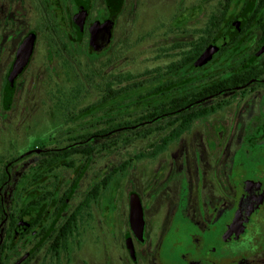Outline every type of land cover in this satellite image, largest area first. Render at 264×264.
Masks as SVG:
<instances>
[{
    "label": "flooded vegetation",
    "instance_id": "1",
    "mask_svg": "<svg viewBox=\"0 0 264 264\" xmlns=\"http://www.w3.org/2000/svg\"><path fill=\"white\" fill-rule=\"evenodd\" d=\"M162 1L163 7L155 8L161 23L146 38L152 34L164 39L172 36L177 41L167 47L172 58L154 68L155 91L142 99H153L142 114L151 110L157 117L134 125L125 121L116 127L115 121H109L99 132L91 131L96 124H90L89 132L71 138L72 132L66 135L65 131H74L80 125L74 122V105L82 92L70 89L53 93L58 106L50 110L46 107L48 92L38 95L25 90L27 87L15 105L19 84L48 82L51 60L59 66L72 67L79 56L86 54L93 58L109 52L111 60L119 53L124 56L129 34L124 28L118 29L119 21L129 10V0H89L86 4L80 0H0V264H35L39 254L42 259L37 264H264V1L245 0L232 18H228L229 9L197 59L200 67L196 73L191 57L199 38L189 40V0ZM162 11L168 12L166 17L161 16ZM82 12L85 20L79 36L74 19ZM143 13L142 21L152 15ZM110 23L103 48L93 49L92 30ZM27 50V63L15 78L7 99L10 73ZM185 62L189 63L187 69L181 67L178 72L181 82L168 85L173 78L169 69ZM114 75L111 71L108 81H113ZM127 89L115 91L117 95L106 102L125 95ZM39 96L45 106L29 107L28 103L39 100ZM184 98L188 102L180 106ZM51 112L62 121L56 124L58 128L55 124L50 128ZM35 118L40 121L36 123ZM145 127H153L156 137L161 136L152 145L156 154L150 156L161 163L154 173L149 198L139 192L129 195L128 234L122 259L113 256L110 241L116 208L114 179H125L133 161H124L98 181H89L86 176L95 167L98 144L108 148L114 135L137 133ZM79 129L84 131L86 127ZM54 130L64 132L65 137L51 139L50 132ZM180 130L184 132L178 135ZM52 141L54 148H50ZM205 141L211 142L213 148ZM179 145L187 146L185 155L167 160L168 150ZM203 145H207L206 149ZM193 158L203 163L202 176L189 170L173 181L164 179L160 183L157 173L164 167L163 162L180 160L184 167L188 162L199 164ZM78 163H82L80 169L75 170L61 191L50 215L49 202L57 179L53 168L60 164L73 169ZM18 192L27 196V202L20 214L8 215L7 211L14 209L11 200ZM134 195L143 210L141 239L130 225ZM106 197L109 200L105 201ZM99 201L106 206L104 228L110 238L107 236L108 243L101 241V252H95L88 263V253L92 252L86 250L87 255L83 256L81 247L86 228L94 225ZM151 220L157 227V236L149 227ZM91 238L95 245L96 236ZM25 239L28 245L21 249L24 252L18 251V244ZM104 245L106 250L102 251Z\"/></svg>",
    "mask_w": 264,
    "mask_h": 264
},
{
    "label": "rangeland",
    "instance_id": "2",
    "mask_svg": "<svg viewBox=\"0 0 264 264\" xmlns=\"http://www.w3.org/2000/svg\"><path fill=\"white\" fill-rule=\"evenodd\" d=\"M151 1H153V3L150 4V6L149 3ZM165 1L172 2L173 0ZM244 1L245 0L235 1V3L231 6L228 18H232L237 15V13L241 10ZM163 2L164 1L162 0H129V10L119 21L118 29L120 30L121 28H124L129 34V41L126 48L127 50L124 52V56L119 53V57L111 60L108 57L109 52H104L100 56L93 58L86 54V56H79L76 65L72 67L59 66L57 65L58 62L51 60V67L49 68L50 78L48 82H31L27 84H25V82H20L15 97V105L18 104V102L22 99V92L25 90H33L38 95H42L43 91H47L48 98L46 99V107H48L50 110H54V106H56L55 102L57 100L52 97L53 93H57L59 91H68L70 89L71 91H74L77 88V82H79L81 79L85 80L88 77L95 76L97 84L94 82L92 87H81V91L79 92L82 93H78L80 96L76 101L77 105H74L77 107L75 110V114L77 115L74 114V122L80 124L79 127L74 129V131L73 129L65 131V134L67 135L68 133L72 132L70 137L75 138L76 134L89 132V130H91L89 129L90 124H96V128H93L91 131L99 132L101 129L106 127V122L109 121H115L113 122V126L115 127L118 123H123L125 121H128L130 125H134V123L136 124L138 122L140 123L139 118L142 115L145 107L149 106L148 101H153V99L146 98V100L143 102L142 99L146 97L148 93L155 90L157 81H154V68L156 67L157 63L169 59L173 55L171 51H168L169 49H167V47L170 46L171 42L174 43L177 41L172 36H167L166 39H164L152 34L150 37L148 36L146 38V35L149 32H152V30L157 28L159 25L160 20L159 16L155 14V8H157V6L158 8H160V6L163 7ZM222 3L223 0H189V40L191 37H197L198 31L203 29L204 21L207 16H211L214 12H216ZM171 9L173 8H169V10ZM142 13L144 15H146V13L152 15L142 21ZM162 14L163 17H166L168 12L165 14V12L162 11L161 16ZM156 46H160L162 48L158 49ZM118 52L120 51L118 50ZM115 54L117 56L118 53ZM111 71L113 74L120 77V79L117 78L115 87L116 92L123 90L124 87L129 88L134 83H143V85H141L138 89H130V91L128 90V93L125 95H119L113 100L105 102V93L102 90L99 91L97 85L107 83L106 78H108V75ZM121 76H126L125 80H123ZM130 76H132V78ZM121 80H123V83ZM26 87L27 89H25ZM28 104L27 105L29 107L33 106V108H41V106H45L43 105L40 96L39 100H33V103ZM106 114L109 116H106ZM62 116L63 115H61V117ZM49 118L50 128H54L52 124H55V128H58L56 124L62 122L60 121V117L58 115H54V112H51ZM38 119L39 118H35L34 121L38 123L40 121V119L39 121ZM42 123H44V120L41 122V124ZM232 123L233 121L229 125L230 128L232 127ZM80 126H84L86 129L82 131V129H79ZM63 136L64 132L59 130L50 132L51 139L53 138L57 140L63 138ZM160 137H156L153 127H145L143 129L137 130V133L126 132L114 135L112 142H109L108 148L99 144L97 145L96 149L98 155L95 161L96 164L92 172L90 171L86 176L87 180L92 181L95 179L98 181L103 174H106L112 169H118L126 160L130 159L133 161V163L128 170L125 179L123 177H117L114 179L113 200L116 202V208L114 210L115 221L113 226V236L110 238V236L105 231L104 220L107 221L105 218L106 206L104 202L101 204V201H99L97 206V216L95 219H93L94 225L92 227H87L85 230V241H83L84 243L82 244L81 248H83V256L87 255L86 250L92 252L90 255L88 253V263L92 260V256L95 252L98 254L101 252L99 250L101 247V241L104 239V241L108 243L107 236H109L111 241L113 256L122 257V259L125 258L124 246L128 234V226L126 224V207L128 205L129 195L134 192H139L145 199H148L151 195L152 192L150 187L153 185V176L157 171L161 160L150 156H154V154H156V149L152 145L157 143ZM140 138L145 140H141ZM205 143L211 149L213 148L211 142L208 143V141H205ZM54 145L55 141H52L50 143V148H54ZM207 145L205 147L203 145L204 149H206ZM21 147L22 146H19L18 150H21ZM28 147L29 144L27 143L24 149L26 150ZM186 149L187 146L185 145L173 146L166 153L168 156L166 159H171L174 155H185ZM2 150H4V148ZM196 151H199L198 148ZM196 151L195 153H197ZM193 160L195 163L199 164H195V166H193L192 163L187 161L188 163L184 167L180 160H175L174 162L172 161L169 164L168 161L163 162L162 165L164 164V167H161L160 172L157 173L158 177L161 178L160 183H162L164 179H166V181H170L172 179L175 180V177L178 178V176L182 175V173H187L189 170L199 172L198 176H202L201 172L204 169L203 163L196 162L195 158H193ZM81 164L78 163V165H75L76 167L73 169H68L63 165L61 166L60 164L53 168L55 170L54 174L57 176V179H55L53 198L49 202L50 206L48 209L50 215L57 207L61 191L66 186L67 182L71 180L72 177H74L75 170L80 169ZM181 167L183 169H181ZM51 176L52 175H50V177ZM53 178L51 181H54ZM168 186L170 188L171 183ZM107 200H109V198L106 197L105 201ZM11 201V205L13 206L14 204V209L8 210V215L11 213L18 215L21 213L22 208L27 202V196L25 194L21 195L20 192H18V194L13 196ZM72 203L73 199L70 201V205ZM22 217L23 219L26 218L25 213L22 214ZM154 225V221L151 220L149 222V227L153 235L157 236V227H154ZM92 235L96 236L95 245L94 239L91 238ZM18 245V251H20L21 249H25L28 244L25 239ZM101 250H106L105 245ZM21 251L24 252V250ZM41 255L39 254L35 264L41 262Z\"/></svg>",
    "mask_w": 264,
    "mask_h": 264
},
{
    "label": "trees",
    "instance_id": "3",
    "mask_svg": "<svg viewBox=\"0 0 264 264\" xmlns=\"http://www.w3.org/2000/svg\"><path fill=\"white\" fill-rule=\"evenodd\" d=\"M235 1L236 0H223V3L220 5V7L217 9V11L214 12L209 17V21L206 24V26L203 29H201L200 31H198V34H197V38H199L198 47H195L194 52H193L192 57H191V60H193V62L195 63V67H194L195 73L197 72V70H196L197 67H200V65L197 63V59L200 57L201 53L205 50L206 46L209 45L211 40L214 38V36L216 34L215 31L218 30V28L222 25L224 19H226V16H227L229 9L235 3ZM188 66H189V63H186V62L183 63V65L182 64L173 65L169 69V76H171V77L173 76V78L168 82V85H172V84L174 85L175 83L173 81H177V80L179 82H181L180 77H178V72H180L181 67L184 70H186ZM175 74H177V75H175ZM130 77L132 78V76H130ZM116 78H117L116 75H114L113 81H108V79L106 78L107 83L97 85L99 88V91L102 90L105 93V95H104V101L105 102L108 99L115 97L117 95L115 92V85L117 82ZM184 78H185V76H184ZM94 82L97 84V82L95 80V76L88 77L85 80H80L79 82H77V84H76L77 88L74 91H78V92L81 91V89H80L81 87H86V86L92 87V84H94ZM179 82H177V83L179 84ZM186 84H187L186 82H183V85L186 86ZM141 85H143V83L142 84L134 83L127 90L130 91V89H132V90L138 89ZM112 87H113V89L111 90ZM110 93H113V95L111 96ZM187 102H188V100L186 98H184L183 104H181L180 106H185L187 104ZM66 105H69V104H66ZM56 106H58V104H56ZM150 108H154V105H150ZM156 117H157V114L153 113V112H151V110H149V111H145V113H143L140 116L139 121H140V123H147V122L154 121V119ZM140 123L138 122L136 124H140ZM183 132H184V130L178 131V135L183 133ZM116 171L117 170H115V172Z\"/></svg>",
    "mask_w": 264,
    "mask_h": 264
},
{
    "label": "water",
    "instance_id": "4",
    "mask_svg": "<svg viewBox=\"0 0 264 264\" xmlns=\"http://www.w3.org/2000/svg\"><path fill=\"white\" fill-rule=\"evenodd\" d=\"M83 4H86L89 0H80ZM85 20V14L84 12L77 15L74 19L75 27L78 31V35L81 36L83 25ZM111 28V23L109 25H106L104 27H95L92 30V48L95 50H100L103 48V45L105 43L106 38H108V34ZM99 35V38H98ZM29 50L25 51L21 58L16 62V64L13 66V69L9 76V81L7 85V91L8 96L7 99L10 98L14 80L17 77V75L20 73V71L24 68L25 64L28 60V54ZM130 225L131 229L134 232V234L141 239L143 228H144V219H143V210L141 207L140 200L137 195L132 196L131 198V207H130ZM128 249L130 250L132 256H134V250L130 242H128Z\"/></svg>",
    "mask_w": 264,
    "mask_h": 264
}]
</instances>
